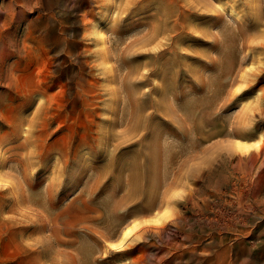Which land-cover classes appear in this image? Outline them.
<instances>
[{"label":"rangeland","instance_id":"374dc122","mask_svg":"<svg viewBox=\"0 0 264 264\" xmlns=\"http://www.w3.org/2000/svg\"><path fill=\"white\" fill-rule=\"evenodd\" d=\"M256 2L0 0V264H264Z\"/></svg>","mask_w":264,"mask_h":264},{"label":"bare ground","instance_id":"6f19581e","mask_svg":"<svg viewBox=\"0 0 264 264\" xmlns=\"http://www.w3.org/2000/svg\"><path fill=\"white\" fill-rule=\"evenodd\" d=\"M252 1L254 3L257 0H252ZM96 37H97V44H99L103 48L105 46V44H106V32H105L103 26L97 27ZM152 39L155 40V38H152ZM149 40H151V39H148V41ZM148 41H147V43H148ZM149 43L151 44L150 41H149ZM145 45H149V44H145ZM106 63L109 66V71H111L112 67H113L112 66L113 64L111 65V62H109V61H107ZM113 72H114V70H113ZM244 75H245V72L241 73V76H244ZM238 89H241L239 85L236 86V90H238ZM252 136H254V135H252ZM263 139H264L263 134L257 135L256 139H254V138L253 139L252 138L236 139L235 142H234V147L239 153L248 155V154L252 153L253 149H260L261 148V144L260 143L262 142ZM161 150H162V148H161ZM149 151H151V150L149 149ZM145 154L146 153H144V155ZM155 155H156V153H155ZM149 156H150V154H149ZM151 156H154L153 153H152ZM86 201H87V199H86ZM170 221H171V218H170V203L168 201L165 204V206H164V208L162 210L156 211L152 216H150L148 218H144L143 220L135 219L130 224L126 225L123 228V230L121 231L118 240L117 241H112V242H110V244L112 245L113 249L123 250L127 246L128 242L133 239L134 235L136 234V231L138 229H140L143 224H145V225H154V226H157V227H163V226L167 225ZM63 230H65V228Z\"/></svg>","mask_w":264,"mask_h":264}]
</instances>
